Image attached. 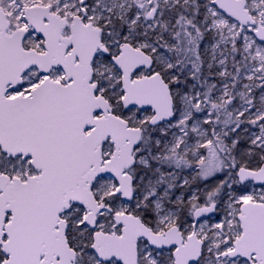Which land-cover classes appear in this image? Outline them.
Returning a JSON list of instances; mask_svg holds the SVG:
<instances>
[{"label":"snow or ice","instance_id":"obj_1","mask_svg":"<svg viewBox=\"0 0 264 264\" xmlns=\"http://www.w3.org/2000/svg\"><path fill=\"white\" fill-rule=\"evenodd\" d=\"M0 264H264V0H0Z\"/></svg>","mask_w":264,"mask_h":264}]
</instances>
